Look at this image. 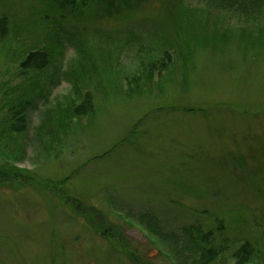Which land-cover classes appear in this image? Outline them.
Masks as SVG:
<instances>
[{
	"label": "rangeland",
	"instance_id": "obj_1",
	"mask_svg": "<svg viewBox=\"0 0 264 264\" xmlns=\"http://www.w3.org/2000/svg\"><path fill=\"white\" fill-rule=\"evenodd\" d=\"M1 17L0 264H197L188 226L220 229L211 264L245 243L264 264V0H0ZM33 52L46 68H21Z\"/></svg>",
	"mask_w": 264,
	"mask_h": 264
},
{
	"label": "trees",
	"instance_id": "obj_2",
	"mask_svg": "<svg viewBox=\"0 0 264 264\" xmlns=\"http://www.w3.org/2000/svg\"><path fill=\"white\" fill-rule=\"evenodd\" d=\"M8 36V26L7 20L5 17L0 18V43L5 41ZM49 58L47 53L44 52H33L30 53L25 60L21 64V68L24 70H43L48 66ZM89 99V98H88ZM86 99L83 105L76 107L73 111V114L78 117L87 116L90 114L92 107L91 102ZM26 111V107L23 106L19 110L13 113V117L16 119V124L13 127V131L17 134H22L25 128V118L24 114ZM2 178V176H1ZM152 218V216H149ZM141 218V217H140ZM150 218V219H151ZM145 222V221H144ZM149 225H153V223H149ZM154 229V228H151ZM219 231H201L198 226H188L183 227V240L181 247V252L191 255L190 260L193 259V262L197 264H211L213 263L217 256L219 255L218 249H216L215 241L217 234H220ZM155 231V229H154ZM156 232V231H155ZM159 233V232H156ZM171 239H175L174 235H171ZM176 243L178 241H175ZM180 244V243H179ZM178 244V245H179ZM185 247H184V245ZM253 248L249 243H245L239 249H237L232 257L238 259V264H249L250 258L253 255ZM194 255L198 256V259H194Z\"/></svg>",
	"mask_w": 264,
	"mask_h": 264
}]
</instances>
